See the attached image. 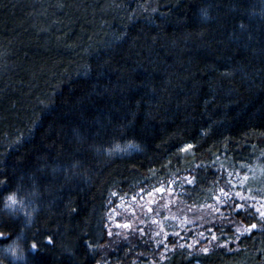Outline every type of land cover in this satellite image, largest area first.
<instances>
[{
    "label": "trees",
    "instance_id": "1",
    "mask_svg": "<svg viewBox=\"0 0 264 264\" xmlns=\"http://www.w3.org/2000/svg\"><path fill=\"white\" fill-rule=\"evenodd\" d=\"M254 162L264 0H0V264H264L251 210L163 259L146 237L106 248L113 191L189 172L199 205L219 165Z\"/></svg>",
    "mask_w": 264,
    "mask_h": 264
},
{
    "label": "rangeland",
    "instance_id": "2",
    "mask_svg": "<svg viewBox=\"0 0 264 264\" xmlns=\"http://www.w3.org/2000/svg\"><path fill=\"white\" fill-rule=\"evenodd\" d=\"M221 167L224 179L219 188L199 205L187 203L183 198L185 185L192 184L189 172L129 194L113 191L106 216L107 251L121 239L146 237L144 243L152 241L157 255L163 259V249L173 241L181 247H203V242L214 236L213 224L227 220L231 223V215L236 210H251L264 219L261 215L264 213V168L255 162L238 168Z\"/></svg>",
    "mask_w": 264,
    "mask_h": 264
},
{
    "label": "snow or ice",
    "instance_id": "3",
    "mask_svg": "<svg viewBox=\"0 0 264 264\" xmlns=\"http://www.w3.org/2000/svg\"><path fill=\"white\" fill-rule=\"evenodd\" d=\"M109 151H111V150H109ZM221 191H223V189H221ZM237 195H239V193H237ZM6 201H7V203L5 204V207L6 208H12L14 205H16V204H22V201H20V200H18L17 199V194L15 193V192H12V193H9L7 196H6ZM261 215L262 216H264V213H261ZM256 227V224H252V225H250V229L251 228H255ZM6 233L5 232H0V237H6ZM51 237L49 236L48 237V240L49 241H51ZM31 247L33 248V249H36L37 247H38V243L34 240L33 242H32V245H31ZM8 251H11V252H13L14 253V248L11 246V245H9V247H8ZM203 251L204 252H208L209 251V249L208 248H204L203 249Z\"/></svg>",
    "mask_w": 264,
    "mask_h": 264
}]
</instances>
